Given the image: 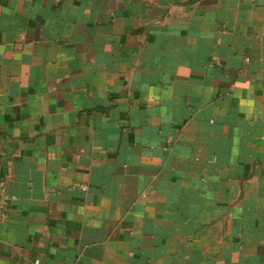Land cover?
<instances>
[{"label": "crops", "instance_id": "crops-1", "mask_svg": "<svg viewBox=\"0 0 264 264\" xmlns=\"http://www.w3.org/2000/svg\"><path fill=\"white\" fill-rule=\"evenodd\" d=\"M0 264H264V0H0Z\"/></svg>", "mask_w": 264, "mask_h": 264}]
</instances>
